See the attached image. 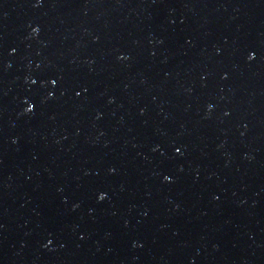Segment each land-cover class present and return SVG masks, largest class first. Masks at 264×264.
I'll use <instances>...</instances> for the list:
<instances>
[{
	"label": "water",
	"instance_id": "1",
	"mask_svg": "<svg viewBox=\"0 0 264 264\" xmlns=\"http://www.w3.org/2000/svg\"><path fill=\"white\" fill-rule=\"evenodd\" d=\"M0 264H264V0H0Z\"/></svg>",
	"mask_w": 264,
	"mask_h": 264
}]
</instances>
